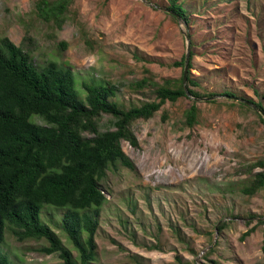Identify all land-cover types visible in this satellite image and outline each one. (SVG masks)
<instances>
[{
  "label": "rangeland",
  "instance_id": "374dc122",
  "mask_svg": "<svg viewBox=\"0 0 264 264\" xmlns=\"http://www.w3.org/2000/svg\"><path fill=\"white\" fill-rule=\"evenodd\" d=\"M38 1L0 0V39L21 46L29 33L37 67L70 66L78 88L91 80L121 85L116 101L128 109L155 101L156 85L182 77L183 67L174 63L187 55L190 41L191 79L201 92L215 94L197 100L193 127L186 124L191 96L134 123L140 149L124 142L123 150L136 170L118 163L102 182L108 202L92 264H264L258 224L264 188L244 192L262 172L248 167L264 160V123L252 107L223 95L264 106V0H180L189 27L164 11L168 0H74L61 30L38 17ZM143 79L153 85L132 89ZM109 127L104 117L102 131ZM57 213L45 208L41 219L78 259ZM222 222L227 226L219 232ZM46 245L19 242L8 229L1 251L14 264H64L58 254L40 252Z\"/></svg>",
  "mask_w": 264,
  "mask_h": 264
},
{
  "label": "trees",
  "instance_id": "16d2710c",
  "mask_svg": "<svg viewBox=\"0 0 264 264\" xmlns=\"http://www.w3.org/2000/svg\"><path fill=\"white\" fill-rule=\"evenodd\" d=\"M168 2V13L175 19L180 17L189 27L191 20L180 0ZM73 3L74 0H39L37 15L61 30ZM35 47L36 42L29 33L25 34L21 46L8 37L0 39V264H14L1 251L8 229L19 242L46 241L40 252L48 256L58 254L64 264H92L98 249L96 236L102 210L108 202L102 182L108 170L116 168L118 163L136 170L123 150L124 142L140 149L134 123L149 121L168 101L176 103L180 98L191 96L195 101L186 113V124L193 127L198 122L197 100L215 94L198 90L190 71L185 88L183 70L179 80L167 79L162 85L155 84V101L127 109L116 101L123 86L91 80L82 82L78 88L70 66L50 62L37 67L31 55ZM186 58L187 55L174 66L184 69ZM192 58L193 50L189 53V70ZM151 85L143 79L131 87L144 89ZM223 95L237 98L231 92ZM244 100L260 109L264 123V106ZM242 105L251 108L245 103ZM166 115L164 112V121ZM33 117L43 119L46 125L35 123ZM104 117L109 118L111 127L102 131ZM257 168L262 172L256 173L250 186L244 189L249 195L264 188V160L248 167L249 171ZM45 208L61 214V228L78 253V259L42 221ZM251 220L246 222L247 226ZM258 224L264 226V218ZM226 226L222 222L217 230L222 232ZM255 231L256 226L243 237ZM211 263L218 264L214 260Z\"/></svg>",
  "mask_w": 264,
  "mask_h": 264
},
{
  "label": "water",
  "instance_id": "95a60500",
  "mask_svg": "<svg viewBox=\"0 0 264 264\" xmlns=\"http://www.w3.org/2000/svg\"><path fill=\"white\" fill-rule=\"evenodd\" d=\"M164 11L166 12H169L168 10L164 9ZM171 14L174 15L173 12H170ZM178 20L182 21V19L180 17H177ZM189 46H188V53H187V58H186V64H185V68H184V85H185V88H186V83H187V75H188V72H189V50H190V41L188 42ZM216 97H213L211 99H215ZM236 101H239V102H242V103H245L247 104L248 106L252 107L253 109H255L257 112L260 113V109L258 107H256L255 105H253L251 102L249 101H246L244 99H240V98H235Z\"/></svg>",
  "mask_w": 264,
  "mask_h": 264
}]
</instances>
